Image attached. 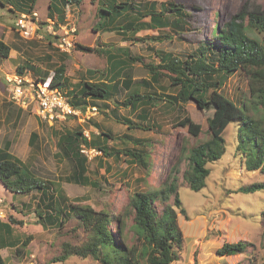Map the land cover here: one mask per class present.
Returning a JSON list of instances; mask_svg holds the SVG:
<instances>
[{"label": "rangeland", "instance_id": "rangeland-1", "mask_svg": "<svg viewBox=\"0 0 264 264\" xmlns=\"http://www.w3.org/2000/svg\"><path fill=\"white\" fill-rule=\"evenodd\" d=\"M20 1L11 0L15 12L9 3L2 5L0 2V37H4L11 46L10 55L0 61L3 65L0 68V146H7L29 165L35 175L51 182L56 197L59 199L57 195L60 192L63 194L60 198L62 203L88 204L96 211L107 210L116 217H123L130 225L133 218L128 210L130 197L136 191L157 189L166 180L172 167L179 161L183 141L192 147L210 137L204 112L193 100L176 105L175 108L161 101L156 105L150 103V119L143 121L139 118L140 110L133 113L129 107L122 105L128 89L119 80L117 84L113 83L114 90L111 88L113 93L109 100H95L99 112L92 115L91 119L81 121L78 116L54 124L55 121L44 120L37 114L35 101L20 106L12 100L15 94V81L11 80L13 75L24 66L28 79L33 80L40 74L47 77L46 80H51L55 67L65 62L69 87L79 90L83 79L107 81L115 74L118 67L112 65L113 60L109 57L110 53H115L131 63L136 82L150 79L152 91L161 93V97L175 94L177 89L171 85L167 72L162 70L159 81L155 83L147 65L159 64V53L163 52H171L182 59L189 56L195 58L199 46L219 41V37L213 33L215 25L222 26L224 21L244 6L254 9L264 5V0H130L134 6L129 4L128 11L121 16L116 12L109 16L101 15L98 1L86 0L78 5L67 6L64 19L59 15L48 14L50 0H36V7L33 6L35 9L31 11L22 10ZM153 1H156L155 9L158 11H163L165 6L168 11L170 1L182 3L190 19L179 23L176 21L177 15L173 14L169 16L172 26L152 28L143 25L144 21L150 19L147 12L153 10ZM54 3L57 4V0ZM23 11L30 15L36 12L34 17L38 30L30 38L24 37L17 29L16 19ZM131 16L136 19L133 29L140 27L134 34L130 27L118 28L128 24ZM107 17L115 25L114 30L98 27V22L107 21ZM51 20L55 22L54 31L49 28ZM72 28H75L76 45L70 52L61 51L57 45L58 39L66 34V30L71 33ZM247 32L264 45V32L249 27ZM38 34L42 37H38ZM77 43L98 49V52L82 49ZM29 63L39 72L30 69ZM89 69H96L97 73L91 75L87 72ZM221 89L235 101L245 102L250 114L264 118V108L261 109L256 98L252 97L244 73L231 74ZM186 114L202 124L203 131L198 137L190 135L186 128L177 126L178 119ZM127 118L146 128H129ZM98 125L112 135L107 140L108 150L112 154L120 151V156H109L96 146L98 152L88 163L89 182L82 185L70 181L71 166L63 154H57L61 152L58 141L66 129H87L94 137L101 130L97 128ZM240 125L239 121H235L226 128L227 153L208 163L211 173L201 191L188 187L182 176L187 163L184 161L181 164L178 191L186 213L177 207L176 210L184 239L173 264H264V188L250 194L239 191L244 185H264V172L261 168H247L246 155L249 150H244L243 145L238 148V142L242 140L238 135ZM32 132L37 133L34 145L30 143ZM136 140L143 141L145 150L151 151L149 170L132 163L123 154L125 148L134 147ZM167 204H174V196L171 195L167 202H155L159 216ZM39 207L37 192L25 195L13 192L0 180V213H3L0 214V245L3 240H14L17 244L13 248L2 247L6 264H47L52 257L63 252L65 242L80 245L88 239L87 228L77 216H72L74 214L71 213L70 218L65 216V224L58 227L40 222L37 213ZM3 222L9 223L11 228H4ZM111 227L118 232L117 224L112 223ZM131 234H127L129 241ZM27 237H30L28 245L17 254V247ZM239 240L246 244L244 252L224 256L218 254V249L225 242ZM51 264L102 263L92 256L72 255L64 262Z\"/></svg>", "mask_w": 264, "mask_h": 264}, {"label": "trees", "instance_id": "trees-1", "mask_svg": "<svg viewBox=\"0 0 264 264\" xmlns=\"http://www.w3.org/2000/svg\"><path fill=\"white\" fill-rule=\"evenodd\" d=\"M6 1L12 4L11 0ZM21 1L19 5L25 11H31L36 2V0ZM54 1L50 0L48 13L51 16L59 15L64 19L63 14L67 6L78 5L86 0H57V4ZM97 1L101 15L106 14V16L115 12L121 16L128 11L129 4L134 6V2L132 3L130 0L120 2L116 0ZM0 2L2 5L7 4L3 0ZM168 4V11L166 6L163 11H158L155 9L156 1H153V10L147 12L150 19L144 21L143 25L152 28L172 26L173 23L169 20V16L173 14L177 15V22H188L187 19H190V14L182 3L170 1ZM11 9L15 12L14 6ZM134 20L136 19L131 16L128 19V24L125 26L118 24L117 26H120L118 28L130 27L133 29ZM114 26L109 17H107V21L98 22V27H104L109 31L114 30ZM248 27L264 32V5L254 9H247V6H244L234 13L229 20L224 21L222 26L215 25L213 33L219 37V41L199 46L197 48L199 52L195 58L189 56L182 59L171 52L159 53L161 62L157 65L149 63L147 65L148 72L152 80L157 83L162 70H164L167 72L171 85L177 89L175 94H168L164 97H161V93L152 91L153 86L150 79H142V81L136 82L131 63L115 55V53H110L109 56L113 60L112 65L118 67L114 72L115 74H112L107 81L96 82L90 81L88 78L83 79L79 90L70 89L65 62L55 67L51 85L60 87L67 96L68 102L74 108L81 109L83 113L86 112L88 106H96L97 112H99L95 100H109L114 90L113 83L117 84L121 80V84L128 89L122 105L129 107L133 113L140 110L138 114L141 120L150 119L151 113L148 109L150 103L156 105L162 101L166 103V106L175 108L176 105H182L193 100L207 116L210 137L192 147L183 141L179 161L172 167L166 180L157 189L136 191L130 197L128 210L130 215L133 214L130 225L123 217H116L107 210L96 211L88 204L62 203L60 198L63 197V194L60 192L57 195L58 199L53 193L51 182L35 175L29 165L13 154L7 146H0V180L13 192L23 195L32 192L38 193L40 209L37 210V213L40 222L60 227L65 224V218H67L65 216L70 218L72 213L74 214L72 216H77L82 221L89 232L88 239L80 245L65 242L63 252L52 257L47 264L64 262L72 255L92 256L102 264H173L178 256L177 250L182 247L184 239L176 210L177 207L182 213H186L178 191V173L181 170V164L184 161L187 163V168L183 171L182 176L188 187L194 191H201L206 186V178L211 173L208 163L222 158L227 153L224 133L229 124L235 121H239L241 124L238 135L241 136L242 140L238 142V148L243 145L244 150H249L246 155L247 168L249 170L261 168L264 172V118H257L254 113L250 114V109L245 102L235 101L221 89L231 74L242 72L248 78L252 97L256 98L257 104L262 106L261 109L264 108V45L247 32ZM139 28L135 27L132 33H136ZM77 46L86 50H98L81 43H77ZM103 51L107 52V50ZM10 52L11 46L4 41V37H0V61L1 58L8 57ZM29 68L39 72L31 63H29ZM111 68L113 67L109 69ZM24 69V66L20 67L17 74L26 76ZM87 72L91 75L97 73L96 69H89ZM36 77L41 80L47 78L40 74ZM179 109L182 110V107L179 106ZM70 118H78V116L67 114L66 119H57L54 124L65 122ZM126 122L129 128H142L143 126L133 123L130 118H127ZM176 124L186 128L188 133L195 137H198L203 131L202 124L196 122L188 114L180 117ZM100 126L98 125L97 128L101 129ZM36 137L37 133L32 132L30 140L32 145H34ZM109 138H112L111 133H107L103 129L94 137L91 136L90 140L85 137L82 128L64 130L58 141L61 152L57 154H63L70 163L72 170L69 177L70 181L82 185L89 182L87 175L89 158L81 151L83 144L89 148L97 146L103 153L119 158L120 151L118 154H112L108 150L106 144ZM135 142L134 147L125 148L123 154L129 157L132 163L144 166L149 170L151 151L145 150L143 141L136 140ZM91 183L96 184L93 181ZM263 188V183H253L240 187L239 191L250 194ZM171 195L174 196V204H167L162 215L159 216L155 202L157 200L167 202ZM112 223L117 224L118 232L113 231ZM2 226L11 228V225L5 222L2 223ZM129 232L132 233L131 241L127 235ZM29 240L30 237L23 240L22 245L16 249L17 254H20L22 248L28 245ZM2 242L0 245V264H6L1 248L6 246L13 248L17 244L14 240H3ZM245 248L246 244L239 240L237 242H225L217 252L223 256L234 255L244 252Z\"/></svg>", "mask_w": 264, "mask_h": 264}, {"label": "built area", "instance_id": "built-area-1", "mask_svg": "<svg viewBox=\"0 0 264 264\" xmlns=\"http://www.w3.org/2000/svg\"><path fill=\"white\" fill-rule=\"evenodd\" d=\"M29 13H21L16 19V25L19 32L26 38H30L37 33V23L36 18ZM55 22L51 20L49 28L54 31ZM75 28L71 29V33L66 30V34L59 37L58 47L61 51L70 52L76 45L75 41ZM42 37L41 35H37ZM11 80L15 81V94L12 96V100L18 103L20 106H25L32 104V102L37 103L36 112L40 117L47 121L64 120L67 118V114H73L81 117V121L85 118L97 113L98 109L96 106H88L85 113L79 108H74L67 99V96L58 86H52L51 80H41L38 77L31 80L27 76H20L15 73ZM79 114V115H78ZM64 117V118H61ZM85 137L90 140L91 133L90 130H84ZM81 151L90 159L94 157L96 152L95 148H89L87 145L83 144ZM3 215V213H0Z\"/></svg>", "mask_w": 264, "mask_h": 264}, {"label": "crops", "instance_id": "crops-1", "mask_svg": "<svg viewBox=\"0 0 264 264\" xmlns=\"http://www.w3.org/2000/svg\"><path fill=\"white\" fill-rule=\"evenodd\" d=\"M11 6H10V8L13 6L12 4H10ZM34 7H36L35 5H34ZM35 9V8H34ZM21 12V11H20ZM49 12V11H48ZM49 14V13H48ZM4 41L6 42V40L4 39ZM2 66L3 65H1V63H0V68H2ZM11 100V99H10ZM21 110H23L21 107H19ZM4 248V247H3ZM1 252H2V248H1ZM4 256V255H3Z\"/></svg>", "mask_w": 264, "mask_h": 264}]
</instances>
